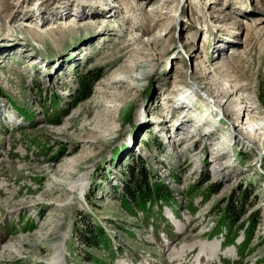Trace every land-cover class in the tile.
I'll return each mask as SVG.
<instances>
[{
    "label": "rangeland",
    "instance_id": "1",
    "mask_svg": "<svg viewBox=\"0 0 264 264\" xmlns=\"http://www.w3.org/2000/svg\"><path fill=\"white\" fill-rule=\"evenodd\" d=\"M202 68L212 96L236 78L264 129V0H0V264H264V133ZM132 169L172 192L150 221L119 202ZM84 219L114 262L81 243Z\"/></svg>",
    "mask_w": 264,
    "mask_h": 264
},
{
    "label": "trees",
    "instance_id": "2",
    "mask_svg": "<svg viewBox=\"0 0 264 264\" xmlns=\"http://www.w3.org/2000/svg\"><path fill=\"white\" fill-rule=\"evenodd\" d=\"M99 75V73L89 70L79 78L78 87L75 91L78 102L87 99L91 95L92 87ZM262 92L263 96H260V99L264 98V86L262 87ZM262 102L264 104V99ZM17 110L18 112H22L19 108ZM138 172L139 178H132V176L134 177V171L132 169L131 178L123 185V189L121 190L119 202L131 217H136L138 214H141L145 221H150L153 217L150 209L155 206L158 208L166 206L167 201L171 198L172 192L168 185L159 177L153 181H149L144 169H140ZM244 202L245 200L243 198L229 202L223 214L226 221L234 223L238 221L242 215V205ZM82 221L83 223L78 226L81 243L95 250L103 248L107 252L109 263L114 262V252L111 251L109 253V248L113 249L114 245L112 240L104 233L102 227L97 225L94 227L91 221H86L85 219ZM235 235L231 236L228 244H232ZM94 263L107 264L98 258L94 260Z\"/></svg>",
    "mask_w": 264,
    "mask_h": 264
},
{
    "label": "bare ground",
    "instance_id": "3",
    "mask_svg": "<svg viewBox=\"0 0 264 264\" xmlns=\"http://www.w3.org/2000/svg\"><path fill=\"white\" fill-rule=\"evenodd\" d=\"M205 69H201L198 70L200 72L199 75V81L202 80L203 82V87L205 89V92L208 96L210 97H214V99L219 103V105L223 106L225 104L226 111L225 114L226 116L230 117L231 119L234 120H238V125H240V115L243 114L245 112L246 116H248L249 118H252L250 121L255 120V122L248 124L246 126V129H250L251 131H260V133H264V129L261 125L257 124L256 120L258 119L257 115L259 114L258 111H256L255 107H252L249 105V103H251L248 100H245L244 97H240L237 98L236 100H232L229 98L230 95L235 96L236 93H234L233 89H235L236 85L234 82L236 81V78H228V84L225 86H217L215 88L216 93H214L215 96H212V90L210 89L211 86L208 85L210 82H207V72L204 71ZM223 75L225 77H227V72H225V70H223ZM171 78V77H170ZM197 77L195 78V83H196V87L195 89L199 88V84H197ZM232 83V84H231ZM213 84V83H212ZM210 86V87H209ZM128 87L130 88L131 86L128 84ZM237 89H239V87H237ZM223 98L224 100H220V98ZM176 103L178 104L175 110L176 114H180V115H187V117L192 121V119L190 118V112L186 109L185 106V99L184 97L178 98L177 100H175ZM184 112H186V114H184ZM235 123V122H234ZM237 124V123H235ZM180 129H185L186 127L183 126L182 124L179 126ZM240 128H244V126H240ZM177 132H180L177 130ZM247 131H245L246 133ZM181 133V132H180ZM259 134V133H257ZM260 135V134H259ZM261 139H254V144L259 146ZM76 186V184L72 185L70 187V189H74ZM58 252H55L53 254V257L50 259L49 264H60L59 262V256H58Z\"/></svg>",
    "mask_w": 264,
    "mask_h": 264
}]
</instances>
